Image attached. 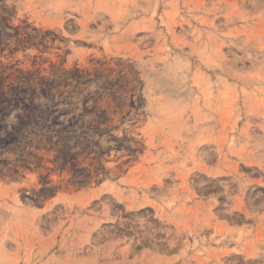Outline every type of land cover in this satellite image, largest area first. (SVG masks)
Masks as SVG:
<instances>
[{"label": "rangeland", "instance_id": "rangeland-1", "mask_svg": "<svg viewBox=\"0 0 264 264\" xmlns=\"http://www.w3.org/2000/svg\"><path fill=\"white\" fill-rule=\"evenodd\" d=\"M0 264H264V0H0Z\"/></svg>", "mask_w": 264, "mask_h": 264}, {"label": "trees", "instance_id": "trees-1", "mask_svg": "<svg viewBox=\"0 0 264 264\" xmlns=\"http://www.w3.org/2000/svg\"><path fill=\"white\" fill-rule=\"evenodd\" d=\"M126 232V230L125 229H123V230H120V233L122 234V233H125ZM162 237V236H161Z\"/></svg>", "mask_w": 264, "mask_h": 264}]
</instances>
